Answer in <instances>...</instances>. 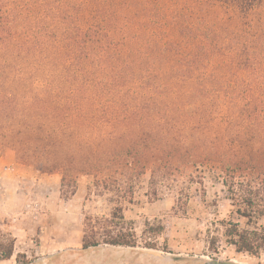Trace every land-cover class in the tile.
<instances>
[{
    "label": "trees",
    "instance_id": "trees-1",
    "mask_svg": "<svg viewBox=\"0 0 264 264\" xmlns=\"http://www.w3.org/2000/svg\"><path fill=\"white\" fill-rule=\"evenodd\" d=\"M107 197L82 249L136 248L125 203L222 186L207 245L264 253V0H0V155ZM204 197H207L204 190ZM229 210L223 216L220 203ZM223 206V207H224ZM154 230L146 224L144 235ZM156 249L160 231H153ZM16 239L0 233V261ZM19 257H17L18 260Z\"/></svg>",
    "mask_w": 264,
    "mask_h": 264
},
{
    "label": "rangeland",
    "instance_id": "rangeland-1",
    "mask_svg": "<svg viewBox=\"0 0 264 264\" xmlns=\"http://www.w3.org/2000/svg\"><path fill=\"white\" fill-rule=\"evenodd\" d=\"M10 159L27 166L19 163L11 152L0 155V164ZM39 174L43 176L38 181L39 185H30V203L26 207L21 206L16 214V218L28 224L29 228L26 232L28 240L25 241L23 237L19 243L21 253L18 254L17 264H264V253L260 257L239 254L226 244H222L217 253L209 251L207 230L214 219L216 196L218 194L222 198L223 194L220 183L208 175L203 185L198 180L187 184L183 196L175 189L181 179L178 177L177 181L159 186L156 199L152 196L153 190L147 183V176L136 190L133 203H125L123 206L126 220L135 223L138 246L127 248L102 245L83 250L82 240L87 219L109 218L114 206L107 197H97L92 193L89 180L83 178L76 195L62 198L68 205H59L57 208L54 205L53 209H58V215L51 214L49 206L36 204H46V196H50L47 194L48 187H61L62 178L59 174ZM204 190L207 197H204ZM223 204L226 203H220V210L226 216L229 208ZM146 224H151L154 229L147 236L144 235ZM5 229L4 233L13 235L11 229ZM155 230L161 232L157 240L158 247L146 248L147 243L154 242L152 232ZM25 250L27 254L22 253Z\"/></svg>",
    "mask_w": 264,
    "mask_h": 264
},
{
    "label": "crops",
    "instance_id": "crops-1",
    "mask_svg": "<svg viewBox=\"0 0 264 264\" xmlns=\"http://www.w3.org/2000/svg\"><path fill=\"white\" fill-rule=\"evenodd\" d=\"M3 166L4 168H2ZM16 167H20L19 170H15ZM42 177L43 176L39 174L37 170L29 166L19 165L14 159L13 161L10 159L9 162L4 163L3 165L0 164V233L4 232L6 230L5 228L11 229L13 236L16 239L13 257L10 260L0 261V264H17L18 254L21 253V250L18 249L20 246L19 243L23 237V239H26L25 241L28 240L26 232L29 228H27L28 224L24 223V221H19V219L16 218V214L21 206L26 207L31 201L32 188H30V185H35L36 183L39 185L40 182L38 181H41L39 179H42ZM48 188L49 190L47 194L50 196H46L47 203L45 204L44 202H41V205H36L42 207H44L43 205H47L52 211L51 214L58 215V213H56L58 209L54 211L53 206L55 205V208H57L59 205L62 206L67 203L62 199L61 187L57 185L49 186ZM48 188L46 187V189ZM50 189L52 191L51 193ZM56 194L59 198L58 200H56ZM50 205L52 206L50 207ZM16 232H22V234L18 235ZM22 253L27 254L28 252L25 250V252Z\"/></svg>",
    "mask_w": 264,
    "mask_h": 264
}]
</instances>
